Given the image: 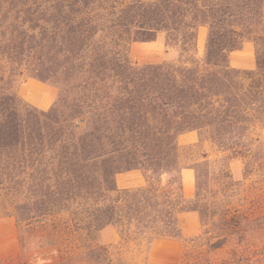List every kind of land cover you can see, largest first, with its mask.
Here are the masks:
<instances>
[{"label": "trees", "instance_id": "16d2710c", "mask_svg": "<svg viewBox=\"0 0 264 264\" xmlns=\"http://www.w3.org/2000/svg\"><path fill=\"white\" fill-rule=\"evenodd\" d=\"M12 10L19 44L32 39L40 45H100L84 64L94 77L71 85L75 96L66 115L52 120L60 130L50 134L46 122L56 106L35 110L27 142L19 125L5 119L4 105L16 109L17 92L11 75L0 69V85H7L0 90V189L13 191L15 175L18 188L26 191V213L17 214L22 247L28 231L39 240L37 255L63 254L62 241L83 234L85 258L110 264V248L98 240L106 227L115 228L124 243L140 237L150 243L156 237L180 239L181 214L196 211L203 224L193 241H202V251L217 252L235 240L240 247L221 264H264V250L245 245L247 215L239 208L209 211L203 202L206 196L226 198L223 174L215 179L217 187H210L208 161L184 164L178 143L181 134L196 130L248 156L242 151L247 132L264 115V0H0V14ZM201 26L210 30V45L216 40L236 45L238 39L263 44L257 70L211 59L138 66L124 52L132 41L160 34L166 45L189 52ZM85 52L79 56L87 57ZM15 54L14 47H0V63ZM185 168L195 172L192 198L184 195ZM132 169L158 175L159 181L148 178L140 187L119 188L117 174Z\"/></svg>", "mask_w": 264, "mask_h": 264}, {"label": "rangeland", "instance_id": "374dc122", "mask_svg": "<svg viewBox=\"0 0 264 264\" xmlns=\"http://www.w3.org/2000/svg\"><path fill=\"white\" fill-rule=\"evenodd\" d=\"M205 30V34L201 32L200 43H197L196 47L189 52H184L180 45H166L160 37L153 40L132 41L126 46L124 52L128 54L133 64L138 66L163 61L178 65H192L194 62L204 64L210 59L221 65L230 64L231 52L241 49L244 45L239 39L236 41V45H219L217 44L218 40L210 45V30L204 26L201 31ZM160 35L164 36V34ZM250 42L253 43L252 47L256 60L255 67L250 70H257V53L258 50L262 51L263 44L256 45L253 41ZM97 46L100 45H40L32 39L25 44H19L14 42V10L11 12L4 11L0 14V47H14L16 50V58L4 57L0 63L4 65L0 69L11 75L10 85L17 92L15 97L16 109L4 105L5 119L13 121L14 125H19L23 141L29 140L33 123L32 114L35 110L49 111L56 106L57 111H51L46 117V122L50 134L54 135L60 130L62 125H57L52 120L58 117L63 118L66 115L67 108L75 96L71 85L80 82L83 76L94 77L92 71H85L84 64L90 61L88 55ZM82 49L87 51L85 52L87 57L79 56ZM109 59L110 57L105 58V60ZM29 78H34L56 88V97L49 108L42 109L35 106L22 92V85ZM3 86L6 87L7 85L4 84L2 87L0 85L1 91ZM85 126L84 124L82 129ZM178 143L184 164L193 165L208 161L210 174L205 176V179L210 187H217L215 179L217 180L219 173L224 176L221 180L225 181L226 187L223 185L221 187L227 189V196L219 202L206 196V200L204 199L203 202L209 211L212 209L219 211L223 208L241 209L247 215L246 220L243 221L246 229L245 245L254 250H264V115H261L247 132L242 148V151L248 154L246 157L241 156L240 153L235 154L230 149L222 148L208 138L200 137L196 130L187 131L184 136H179ZM190 169L185 170V176L190 178L191 187L196 190L195 172L192 168ZM204 172L207 173V167H205ZM144 176L145 182L142 185L146 183L148 178H152L151 180L154 182L159 181L158 175L148 174L146 176L144 174ZM16 181L17 178L14 175L13 191L6 193L0 189V219L10 217L15 221L18 227L20 251L16 257L0 258V264H91L84 255L87 251V241L83 234L63 240V254L45 251L42 253L41 251L40 255H37L35 251L40 249L38 247L39 240L29 235L28 231L23 232L25 247H22L20 240L22 230L17 220V214L26 211V201L22 198V191L24 194L26 191L23 188L19 189ZM162 182L163 184L166 183V175L163 176ZM45 204L54 205L52 202H45ZM62 204L65 203L61 202ZM209 218L207 217V221H210ZM200 222L203 224L201 218ZM194 238L187 239L184 254L179 264H221L230 256L231 249L240 247L235 240H232L224 249L207 253L202 251L204 249L200 245L202 241L196 239L193 241ZM98 240L100 243L109 246L110 258L112 259L110 264H152L149 262L150 242H148V237H140L127 243L120 242V235L117 230L108 226L98 233ZM0 249L3 248L0 247ZM261 263L259 262V264ZM98 264L105 263L100 260Z\"/></svg>", "mask_w": 264, "mask_h": 264}, {"label": "crops", "instance_id": "0c3cea01", "mask_svg": "<svg viewBox=\"0 0 264 264\" xmlns=\"http://www.w3.org/2000/svg\"><path fill=\"white\" fill-rule=\"evenodd\" d=\"M204 26H201L198 33V44L201 40V31ZM162 42L165 43V38L159 35ZM243 47L239 50L232 51L230 54V65L236 68L252 69L255 67V55L252 47L253 43L246 41ZM22 92L35 106L42 109L50 107L56 97V88L34 78H29L22 85ZM185 133L180 136H184ZM185 168L183 170L184 195L187 198H192L195 195V190L191 187L190 178L185 176ZM118 186L121 188H129L132 186H140L145 182V176L139 169H132L126 172L117 174ZM183 238H154L149 247V262L152 264H179L184 254L187 239L194 238L201 234L202 224L200 216L196 211H187L180 216ZM0 258L16 257L20 251V241L18 235V227L13 219H0Z\"/></svg>", "mask_w": 264, "mask_h": 264}]
</instances>
